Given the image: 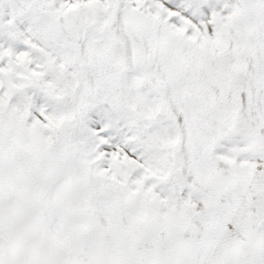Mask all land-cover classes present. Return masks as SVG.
<instances>
[{
    "label": "snow or ice",
    "instance_id": "snow-or-ice-1",
    "mask_svg": "<svg viewBox=\"0 0 264 264\" xmlns=\"http://www.w3.org/2000/svg\"><path fill=\"white\" fill-rule=\"evenodd\" d=\"M0 264H264V0H0Z\"/></svg>",
    "mask_w": 264,
    "mask_h": 264
}]
</instances>
